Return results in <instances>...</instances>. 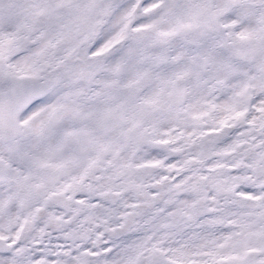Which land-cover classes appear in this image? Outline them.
Segmentation results:
<instances>
[{
    "label": "snow or ice",
    "instance_id": "snow-or-ice-1",
    "mask_svg": "<svg viewBox=\"0 0 264 264\" xmlns=\"http://www.w3.org/2000/svg\"><path fill=\"white\" fill-rule=\"evenodd\" d=\"M0 264H264V0H0Z\"/></svg>",
    "mask_w": 264,
    "mask_h": 264
}]
</instances>
